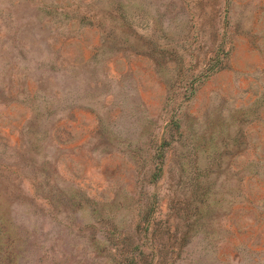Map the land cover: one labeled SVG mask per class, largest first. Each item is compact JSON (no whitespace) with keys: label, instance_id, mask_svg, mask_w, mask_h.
<instances>
[{"label":"rangeland","instance_id":"obj_1","mask_svg":"<svg viewBox=\"0 0 264 264\" xmlns=\"http://www.w3.org/2000/svg\"><path fill=\"white\" fill-rule=\"evenodd\" d=\"M0 264H264V0H0Z\"/></svg>","mask_w":264,"mask_h":264}]
</instances>
